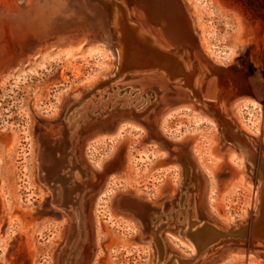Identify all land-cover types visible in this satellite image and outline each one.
I'll return each mask as SVG.
<instances>
[{
    "label": "rangeland",
    "instance_id": "obj_1",
    "mask_svg": "<svg viewBox=\"0 0 264 264\" xmlns=\"http://www.w3.org/2000/svg\"><path fill=\"white\" fill-rule=\"evenodd\" d=\"M122 1L155 35L178 32L199 94L118 62L106 0L0 3V264H264L262 230L248 234L261 180L216 121L264 156L249 81L264 79V0ZM214 87L221 107L202 97ZM204 224L226 235L197 249L184 232Z\"/></svg>",
    "mask_w": 264,
    "mask_h": 264
},
{
    "label": "bare ground",
    "instance_id": "obj_2",
    "mask_svg": "<svg viewBox=\"0 0 264 264\" xmlns=\"http://www.w3.org/2000/svg\"><path fill=\"white\" fill-rule=\"evenodd\" d=\"M11 1L15 0H0V3L8 5ZM106 2L107 3H104L103 5L105 11L103 9H100L99 12L102 15V22L106 28L107 35L111 38L113 42V45L116 50V57L120 64L125 62L126 65L131 66L133 68H142L147 66L160 67L164 69L165 72H167L169 75L179 77L180 80H185V84L192 88L194 93L197 92L199 94L197 89L193 88L194 74L185 69V65L183 64L182 60L178 55V50L176 46H174V44H171V36L173 34L176 35L178 32L176 33V31H168L167 35H170V37L167 35L166 37H162L161 35H155L152 31H150V29L143 28L141 26V23H139V20L133 21L130 17H127L126 6L122 0H119V4H116L113 0H106ZM194 3L195 5H198L200 4V0H194ZM137 12L139 11L137 10ZM98 14L97 16H99ZM129 15L135 16V18L138 19L135 12H130ZM137 15L141 16V13L139 12L137 13ZM1 32H9V28L6 25L2 24V22H0V33ZM206 45L204 44V46ZM208 47L209 46H207V48ZM214 56L219 61H221L222 57H219L220 55L214 53ZM249 81L257 101L264 102L263 77L260 74L255 73V75L250 78ZM220 95L221 89L214 87L210 91H206V93L202 97L214 101L212 102V106L221 107ZM252 105H255V103L252 102ZM199 118L201 117L199 116ZM234 157V154L230 155L229 160L231 162H234V159H236ZM258 214L259 213L257 212L256 215ZM196 224L197 222L195 221L190 223L191 227ZM184 235L190 240V242L195 248L202 249L205 246L216 241L221 235H226V233H221L213 227L204 224L196 227L194 230L185 231ZM229 235H237L236 230L229 232ZM150 237L152 239H155L153 231H151ZM158 241V250L161 254H163V245L160 237H158Z\"/></svg>",
    "mask_w": 264,
    "mask_h": 264
},
{
    "label": "water",
    "instance_id": "obj_3",
    "mask_svg": "<svg viewBox=\"0 0 264 264\" xmlns=\"http://www.w3.org/2000/svg\"><path fill=\"white\" fill-rule=\"evenodd\" d=\"M121 64H125V62ZM158 68L162 69L160 67ZM162 70L165 71L164 69ZM209 71L211 73H214V70H209ZM215 73H218V71H215ZM166 74L168 73L166 72ZM220 89H223V88L221 87ZM216 121L218 122V125L220 127V132L222 134L223 139L227 143H231L233 146L240 149L244 153L247 162L251 166L255 165L256 177H258L261 180L260 203H259V210H258L259 214L254 217L253 222L250 224L248 234L251 237H255L259 233V230L261 229L262 230L261 234L264 235V225H261V221L264 220V158L263 156H261V158L258 159L257 163L254 164V161H253L254 145L250 142L248 137L242 131H240L239 128L236 126V124H234L230 119H226V118L220 119L219 118ZM262 133H263V129H262ZM244 229H245V226H242L241 228L237 229L236 230L237 235H234V236H244V233H245ZM260 235L258 234V236Z\"/></svg>",
    "mask_w": 264,
    "mask_h": 264
}]
</instances>
